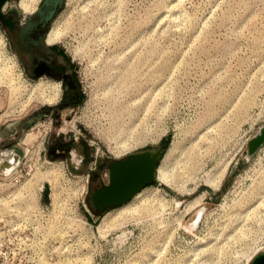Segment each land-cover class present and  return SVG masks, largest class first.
Masks as SVG:
<instances>
[{
	"label": "rangeland",
	"instance_id": "obj_1",
	"mask_svg": "<svg viewBox=\"0 0 264 264\" xmlns=\"http://www.w3.org/2000/svg\"><path fill=\"white\" fill-rule=\"evenodd\" d=\"M20 2L4 9L18 35L40 57L65 51L83 95L64 105V84L24 70L18 97L0 88V165L17 154L28 178L51 184L53 243L85 264H250L264 250V145L247 155L264 126V0H40L35 13ZM52 30L62 36L49 45ZM146 150L161 151L174 183L97 212L110 162ZM89 169L87 212L72 193Z\"/></svg>",
	"mask_w": 264,
	"mask_h": 264
},
{
	"label": "built area",
	"instance_id": "obj_2",
	"mask_svg": "<svg viewBox=\"0 0 264 264\" xmlns=\"http://www.w3.org/2000/svg\"><path fill=\"white\" fill-rule=\"evenodd\" d=\"M14 62L23 75V67L8 33L0 26V68ZM2 85L4 82L0 81V88ZM91 170L79 179L80 183L76 186L79 192L72 193L87 212ZM61 172L64 189H70L71 173H65L62 169ZM28 174L24 173L19 163L0 165V264H85L69 261V246L53 243V230L49 227L54 226L56 213L51 184L45 181L40 187L33 177H27ZM107 176L110 177V174ZM70 194L66 195L67 200L72 197Z\"/></svg>",
	"mask_w": 264,
	"mask_h": 264
},
{
	"label": "water",
	"instance_id": "obj_3",
	"mask_svg": "<svg viewBox=\"0 0 264 264\" xmlns=\"http://www.w3.org/2000/svg\"><path fill=\"white\" fill-rule=\"evenodd\" d=\"M9 0H0V21L10 31L16 27L12 13H4L3 5ZM60 0H44L42 7H57ZM39 12V9L36 11ZM264 145V126L247 143V155L252 157ZM161 151L146 150L116 159L109 164V183L95 188L91 200L97 212L123 205L132 199L148 184L157 181L155 178ZM250 264H264V250L256 254Z\"/></svg>",
	"mask_w": 264,
	"mask_h": 264
},
{
	"label": "bare ground",
	"instance_id": "obj_4",
	"mask_svg": "<svg viewBox=\"0 0 264 264\" xmlns=\"http://www.w3.org/2000/svg\"><path fill=\"white\" fill-rule=\"evenodd\" d=\"M40 0H21V8L25 13H33L35 11L36 5L38 4ZM8 2H6L4 5H6ZM104 3V2H103ZM2 7V9L4 10L5 7ZM103 5V4H102ZM88 6V5H87ZM86 6V7H87ZM101 6V4H100ZM85 7V8H86ZM100 8V7H99ZM39 9V8H38ZM37 9V10H38ZM36 10V11H37ZM35 11V12H36ZM34 12V13H35ZM111 28V27H110ZM62 36L61 32H58L56 30H52L48 37H47V42L49 44H53L54 42L58 41ZM0 81L6 83L9 87V89H11V93L13 95H15L16 97H18L19 92L17 91V87L20 85L22 86V82H23V75H22V71L21 68H19L16 64V62L14 63H10L9 65H5L4 68H0ZM42 86V85H41ZM20 89V88H19ZM44 89L48 91V98L44 99L46 100V102L53 103L55 102V100L57 99V95H58V91H59V84H45L44 85ZM44 89H42L44 91ZM21 90V89H20ZM41 90V91H42ZM43 93V92H42ZM41 93V95H42ZM32 94V93H31ZM44 94V93H43ZM44 97V96H42ZM47 97V95H46ZM251 139V138H250ZM248 139V141L250 140ZM247 141V143H248ZM123 148V147H122ZM18 160V155H13L12 158L7 157L6 160L3 162L4 166H8L11 163H16ZM155 178L165 184H173L174 182V178L173 175L171 173L170 170L168 169H164V168H159V166H157V170H156V175ZM216 179V178H213ZM216 181L211 180L209 181V183L215 184ZM217 186V185H216ZM83 187V186H82ZM215 187V186H214ZM57 194V193H56ZM140 192H138L136 195H139ZM135 195V196H136ZM148 197V196H147ZM151 198V197H150ZM145 199V198H144ZM147 199V198H146ZM144 202H146L145 200H143ZM127 203V202H126ZM124 203V204H126ZM146 204V203H145ZM163 204V203H162ZM54 205V204H53ZM148 205V204H147ZM161 205V204H160ZM154 206V205H153ZM55 207V205H54ZM139 207V206H138ZM137 207V208H138ZM56 208V207H55ZM136 208V207H135ZM148 208V207H147ZM129 211V210H128ZM202 212L203 210H200L198 213H196L193 218L191 219L190 223L192 226H196L202 216ZM124 213V212H123ZM127 213V212H126ZM123 215V214H122ZM114 219V218H113ZM112 220V218H111ZM110 222V221H109ZM256 255V254H255ZM254 257V256H253ZM252 259L251 257L248 259L250 260ZM250 262V261H249ZM248 262V263H249Z\"/></svg>",
	"mask_w": 264,
	"mask_h": 264
},
{
	"label": "flooded vegetation",
	"instance_id": "obj_5",
	"mask_svg": "<svg viewBox=\"0 0 264 264\" xmlns=\"http://www.w3.org/2000/svg\"><path fill=\"white\" fill-rule=\"evenodd\" d=\"M7 6H8V4L4 5V7H7ZM20 7H22L21 3H20ZM14 17H15V15H14ZM31 20H33V19H31ZM40 26L38 25V28L33 30V32H32V37H36L38 40L43 33V27L42 26L40 27ZM7 31H8L7 33H9V38H10L12 47H13L14 51L16 52L19 60H20V63L23 67V70L27 74L51 76V75H54L57 73H61L60 67H58V65H55V63L53 61H50L48 58L40 57L39 54L35 55L34 52L32 51V49L29 48L24 43V40H25L26 36L29 35V33L23 34L22 35L23 39H22V37L20 35H18L20 32V29L18 27H15L14 31H10L8 29H7ZM45 40L47 42V38ZM47 44H49V43L47 42ZM36 48H38L39 50L42 49V48H40L39 44H36ZM53 48L60 49V47H56V46L53 47L52 46L49 50H51ZM43 51H44V49H43ZM64 53H65V57H67V54L65 51H64ZM23 55L26 56V59H24ZM64 73L69 74L67 72V69L65 70Z\"/></svg>",
	"mask_w": 264,
	"mask_h": 264
},
{
	"label": "crops",
	"instance_id": "obj_6",
	"mask_svg": "<svg viewBox=\"0 0 264 264\" xmlns=\"http://www.w3.org/2000/svg\"><path fill=\"white\" fill-rule=\"evenodd\" d=\"M47 55V58L50 61H53L55 65H58V67H60L61 73H57L51 76L56 77L60 81V83L65 85L66 93L63 98L79 100L82 97V93L74 73L73 60L70 59L68 55L67 57H65L64 51L58 48H53L51 50L48 49ZM66 69L69 74L64 73ZM69 105L72 106L74 104Z\"/></svg>",
	"mask_w": 264,
	"mask_h": 264
},
{
	"label": "trees",
	"instance_id": "obj_7",
	"mask_svg": "<svg viewBox=\"0 0 264 264\" xmlns=\"http://www.w3.org/2000/svg\"><path fill=\"white\" fill-rule=\"evenodd\" d=\"M83 100V95H82V97L79 99V100H76V99H67V98H63L62 99V102H63V104L65 105V104H67L68 102V104L67 105H69V104H78L79 102H81Z\"/></svg>",
	"mask_w": 264,
	"mask_h": 264
}]
</instances>
